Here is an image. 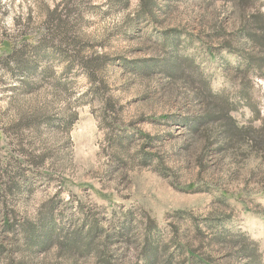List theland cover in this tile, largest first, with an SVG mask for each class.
Wrapping results in <instances>:
<instances>
[{
    "label": "rangeland",
    "instance_id": "1",
    "mask_svg": "<svg viewBox=\"0 0 264 264\" xmlns=\"http://www.w3.org/2000/svg\"><path fill=\"white\" fill-rule=\"evenodd\" d=\"M256 18L264 0H0V264H144L145 238L157 264H264V159L222 129L264 120Z\"/></svg>",
    "mask_w": 264,
    "mask_h": 264
},
{
    "label": "trees",
    "instance_id": "2",
    "mask_svg": "<svg viewBox=\"0 0 264 264\" xmlns=\"http://www.w3.org/2000/svg\"><path fill=\"white\" fill-rule=\"evenodd\" d=\"M253 28L252 31L250 33H246L243 34L247 39L248 42L252 45V46H256L258 49L262 50V52L264 53V21L263 19L260 18H256L252 21ZM240 58L242 59L243 63L245 64L244 66V72L247 73L249 71H253V73H255L257 76L261 77L264 79V58H258V57H253L251 55H247V56H243L240 55ZM205 90H208L207 88H205ZM209 91V90H208ZM208 93H210L212 96L214 97H218L219 96V92L217 91H209ZM243 98V93L241 92L239 97ZM255 116L254 119L257 121H260V126L258 128H254V127H246L244 128L242 131L238 130L237 132L234 130V126H232L231 124H228L226 127H222L223 131H224V138H225V142L229 144L230 141L234 140L235 138L238 140L240 139L242 143H246V145H250L251 147H253L254 149L257 150V153L260 154V156L264 159V120L259 118V112L258 110H255ZM212 118H210L209 115L204 116V118H199L197 120H195L193 123V125L190 127V129L192 130V133H197L199 131H202L204 129H201L200 126H203L204 124H206L209 120H211ZM233 130V132H232ZM227 134V135H226ZM210 223V222H209ZM223 225L222 223L220 224V226ZM210 227V225H209ZM230 232V231H229ZM226 232L224 229H222L220 232H218V234H220L221 236L217 237L216 241L217 243H221L222 239H224L225 237H228V233ZM177 235V234H175ZM227 235V236H226ZM239 239V238H237ZM213 240V239H211ZM240 241H242L244 243L243 246H241ZM152 241H149L147 238L144 239L143 241V259L142 262L144 264H157L156 263V259L158 258V253H159V248L160 246L158 245V243H151ZM239 242L240 246L239 248L241 255H247V251L244 250L243 248L246 246L245 242L246 240L244 238H240L239 240H234L231 243H236ZM174 243L175 240H174ZM174 245H178L177 243ZM178 249H181L180 246H177ZM166 246H164V251L162 250V252H166ZM104 254V253H103ZM102 254V255H103ZM192 257V256H190ZM100 260H102V264H110L105 257L101 256ZM201 263H205L204 260L199 261ZM194 264H199L198 262H195Z\"/></svg>",
    "mask_w": 264,
    "mask_h": 264
}]
</instances>
